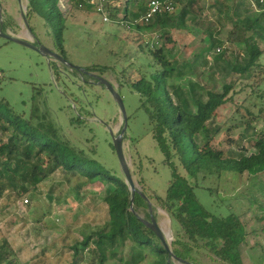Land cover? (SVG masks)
<instances>
[{
    "label": "rangeland",
    "instance_id": "374dc122",
    "mask_svg": "<svg viewBox=\"0 0 264 264\" xmlns=\"http://www.w3.org/2000/svg\"><path fill=\"white\" fill-rule=\"evenodd\" d=\"M115 1L122 8L128 0ZM25 2L0 0V31L18 38L17 35L23 32L21 26L15 24L9 27V22L22 19L33 39L31 43L61 55L52 24L38 15L23 18ZM211 4L203 2L204 11L201 14L190 16L182 29L169 31L163 26H136L134 20H129L125 26L120 23L124 18L122 12L114 17L113 23H105L88 3L92 11H78L72 10L69 0H60L58 7L66 18L63 46L67 64L48 59L33 49L0 36L2 109H10L25 118L34 113L40 118L47 116L57 125L63 139L85 150L88 156L97 158L106 168L127 181L113 150L111 136V132L115 136L121 134L124 120L114 96L98 81L102 78L115 86L123 99L127 115L123 146L135 188L146 197L152 215L170 245L180 231L179 225L161 203L169 187L171 170L164 164V156L152 137L148 116L140 108V96L132 89L130 81L119 89L122 83L120 79L123 78V71L126 74L133 72L132 78L139 72L154 71L156 65L150 51L159 49L170 57L176 56L180 62L193 64L198 54L208 50L212 39L210 34L224 41V50H227L234 19L226 21L219 9ZM131 10L139 16L143 12L140 6L131 7ZM245 12L258 14L252 8L249 11L243 9L241 14ZM260 46L264 48L263 41H260ZM228 51L225 61H233L235 55L242 52L235 46ZM260 63L263 76L264 57ZM215 64L214 55H210L208 66L198 65L197 74L205 72L209 83L219 90L224 80L236 81V91L245 87V91L235 100L251 93L248 82L239 81L237 75L227 76L228 73L224 71L226 63ZM93 65L107 66L110 70L105 73L79 72V69ZM150 65L155 68H150ZM184 72L186 76L190 75L189 68ZM194 80L199 81V77ZM255 99L253 96L252 101ZM233 115V111L225 110L216 118L215 127L219 129L214 138V148L226 156L251 155L255 152L250 144L253 132H249L244 141L242 129L227 132L234 121L242 118L241 114ZM257 125L259 131H264V115ZM240 147H245L247 151ZM181 172L186 175L182 169ZM76 183L74 178L59 170L39 187L40 194L35 198L26 196L18 201L6 196L0 201V243L7 240L22 264H72L74 253L71 247L105 223V186L102 183L82 186L77 192ZM199 183L202 187L196 193L207 209L216 214L228 215L233 211L242 216L247 231L246 242L241 246L244 264H264V177L256 179L248 173L239 175L229 172L221 178L213 175L200 179ZM207 189L213 190L216 195H211ZM25 199H29V204L23 203ZM138 211L140 217L144 218L150 208L141 205ZM45 212L47 215L38 220ZM130 246V243L124 245L126 256ZM192 256L201 264H222L208 251L194 249ZM109 264L127 263L111 261Z\"/></svg>",
    "mask_w": 264,
    "mask_h": 264
},
{
    "label": "trees",
    "instance_id": "16d2710c",
    "mask_svg": "<svg viewBox=\"0 0 264 264\" xmlns=\"http://www.w3.org/2000/svg\"><path fill=\"white\" fill-rule=\"evenodd\" d=\"M69 1L72 10L92 11L87 6L89 0ZM149 1L128 0L119 8L117 1L106 0V8L112 19L122 12L125 25L139 17L131 7L140 6L144 11ZM59 2L29 0V10L54 26L61 56L66 59L63 46L66 18L58 7ZM202 3L203 0H185L178 14L158 16L146 27L163 26L169 31L182 29L190 16L197 17L204 11ZM211 3L226 21L234 19L227 50L218 54L217 48L224 41L209 33L212 39L208 50L204 48L206 52L198 54L196 62L191 65L180 62L176 56L170 57L162 49L150 51L156 69L150 65L154 71L139 72L134 78L133 72L126 74L123 71L119 85L122 89L127 81L132 82V89L141 98L140 108L148 116L152 137L164 156L163 162L171 170L169 187L161 203L180 231L172 245L169 244L170 252L144 223V220L151 221L150 211L144 218L140 217L138 208L141 205L150 208L144 194L136 192L132 210L133 193L127 181L97 158L88 156L85 150L63 139L52 120L45 115L43 118L34 116L35 113L25 118L10 109L4 111L3 102L0 103V201L6 196L18 201L26 196L35 198L40 194L39 187L59 170L77 181V192L82 186L97 183L105 186L106 221L71 247L74 253L72 264H109L111 261L201 264L192 256L194 249L208 251L222 264H244L241 246L246 242L247 231L242 216L233 211L228 215L214 213L200 202L196 190L202 187L200 179L213 175L221 178L224 173L232 172L248 173L256 179L264 177V131L257 128V122L264 115V75L261 76L260 63L264 57V48L260 46V41L264 42V13L241 14L243 9L249 11L252 8L246 0H213ZM231 46L242 52L236 54L233 61H225ZM210 55H214L215 65L226 63L224 71L227 76L237 75L239 81L249 83L252 88L250 97L246 95L235 100L246 89L236 91V81L224 80L219 90L209 83L205 72L197 74L198 65L208 66ZM187 68L189 76L184 72ZM109 70L107 66L93 65L79 69V72L105 73ZM197 77L199 81L194 80ZM253 96L256 97L254 101ZM225 110L233 111L234 115L241 114L243 118L234 121L227 132L242 129V141L249 132L254 133L250 144L255 152L251 155L226 156L215 150L214 138L219 129L215 127V120ZM240 148L247 151L245 147ZM207 190L216 195L213 190ZM46 215L47 212L37 219ZM127 243L131 246L126 256L123 248ZM0 264H22L7 240L0 243Z\"/></svg>",
    "mask_w": 264,
    "mask_h": 264
},
{
    "label": "water",
    "instance_id": "95a60500",
    "mask_svg": "<svg viewBox=\"0 0 264 264\" xmlns=\"http://www.w3.org/2000/svg\"><path fill=\"white\" fill-rule=\"evenodd\" d=\"M0 36L2 38L6 39L7 41L14 42V43L20 44L22 46H25L27 48L33 49L36 52H39L40 54L44 55L48 59H54L56 61L61 62L62 64H67V61L61 55L55 54L54 52H52V51H50V50H48L42 46H37L31 42H28V41H25V40H22L19 38H15L13 36H10L8 34L3 33L2 31H0ZM98 82L100 85L105 86L111 92V94L114 96L116 102L119 105L120 112H121L123 120H124V127L122 129L121 134L119 136H115L114 133L111 132V136L113 139V146H114L115 153L118 156L119 162H120L121 167H122V171L126 177L128 185L130 186V189L133 193V198H132V210H133L134 196L137 192V189L135 188V185H134V182H133V179L131 176V172H130L129 166L127 164V160H126L125 153H124L123 139H124V134L126 131V124H127V115H126V111H125V107H124V102H123L122 97L118 93V90L110 82H108L107 80L102 79V78H100ZM150 211H151V221H145L144 220V223L157 235V237L165 244L166 248L170 252V246H169V243L167 241V236L164 234V232L162 231L161 227L159 226L157 220L152 215V208L151 207H150Z\"/></svg>",
    "mask_w": 264,
    "mask_h": 264
},
{
    "label": "built area",
    "instance_id": "2783aa9c",
    "mask_svg": "<svg viewBox=\"0 0 264 264\" xmlns=\"http://www.w3.org/2000/svg\"><path fill=\"white\" fill-rule=\"evenodd\" d=\"M98 1V2H96ZM212 2L213 0H203V2ZM250 3L253 10L258 14L264 13V0H246ZM185 0H150L146 5L144 11L140 13V16L134 20L133 24L136 26L150 25L158 16L176 14L182 8ZM88 5L102 16L103 22L113 23L111 18V12L106 8L105 0H89ZM120 22V21H119ZM117 21V23H119ZM123 24V22H120ZM131 29V26H128ZM226 46H220L217 48V53L223 52ZM24 204H29V199H25Z\"/></svg>",
    "mask_w": 264,
    "mask_h": 264
},
{
    "label": "crops",
    "instance_id": "0c3cea01",
    "mask_svg": "<svg viewBox=\"0 0 264 264\" xmlns=\"http://www.w3.org/2000/svg\"><path fill=\"white\" fill-rule=\"evenodd\" d=\"M32 14L36 15V14L30 12V10H29V0H26L24 8L22 9V16L25 19L27 17H30ZM13 21H12V23L9 22V24H10L9 27H13V25L16 24L17 26H21V29L23 30L22 34L21 35H17V37L19 39H22V40H25V41H28V42H33V41H31V40H33L32 37L28 34V29L24 27L23 20L22 19H15ZM12 35H13V33H12Z\"/></svg>",
    "mask_w": 264,
    "mask_h": 264
}]
</instances>
